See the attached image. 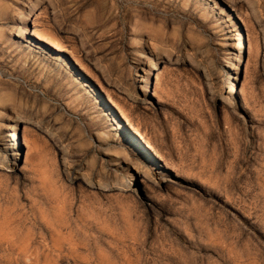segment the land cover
<instances>
[{"label":"rangeland","instance_id":"374dc122","mask_svg":"<svg viewBox=\"0 0 264 264\" xmlns=\"http://www.w3.org/2000/svg\"><path fill=\"white\" fill-rule=\"evenodd\" d=\"M1 162L0 264H264V0H0Z\"/></svg>","mask_w":264,"mask_h":264},{"label":"bare ground","instance_id":"6f19581e","mask_svg":"<svg viewBox=\"0 0 264 264\" xmlns=\"http://www.w3.org/2000/svg\"><path fill=\"white\" fill-rule=\"evenodd\" d=\"M16 25V24H15ZM25 34H28L29 37L33 38V40H35L37 43L38 46L44 48L45 50H47L48 52L51 53L52 55V58L53 59H56L62 66L63 70L65 72H69L68 71V67L66 65V63L64 61H62V54H71L73 55L72 53H70L68 51V49L66 48V46H64L58 39L52 37V35H49V34H46L44 32H41V31H37L35 29H32V30H28V29H24L21 28L19 30H17V34L15 35V37H18V36H22V35H25ZM241 34L239 33V35H237V40H236V46H235V50H236V62H235V65L237 63V66L233 69L234 71H237L239 70V65H240V53H241ZM41 44V45H40ZM43 45V46H42ZM45 46V47H44ZM24 48V47H23ZM49 48V49H48ZM51 50V51H50ZM19 51V50H18ZM53 51V52H52ZM61 58V59H60ZM66 61V60H65ZM75 62H77V66L79 68V72H83L84 74H86L87 76L91 77L90 76V72L88 71V69L81 63H79L76 59H75ZM68 63V62H67ZM154 71V70H153ZM158 72V71H157ZM70 73V72H69ZM158 77V75H157ZM92 78V77H91ZM145 80H146V90L143 91V96H144V100L147 99V96H146V92H147V87H148V76L145 77ZM74 82H76V79H73ZM78 83V82H77ZM231 86H232V82H231ZM155 91H154V94L153 96H155ZM236 94V90H234V88L232 87L231 88V91H229L227 93V97H222L220 98V102L221 104L223 105H226L228 103V105L230 106L231 105V96H235ZM128 97L129 99L133 100V96L129 93L128 94ZM107 98L109 99V101L113 104L114 108L117 106L115 103H114V100L111 99L110 95L107 94ZM140 103V102H139ZM141 104V103H140ZM117 110L119 111V113L122 114V110L118 107H116ZM232 109V108H231ZM105 113H106V110H103ZM109 112L110 114L114 115V112H112V110L109 109ZM108 115V114H107ZM122 116V119L125 120V122L127 123V126L130 127V129L132 130L133 134L131 133V135H135V136H138L140 137L142 140H144V138L142 137V135L138 132V129L133 127L131 123L128 122V119L127 117L124 115V113L121 115ZM118 129L115 128L113 129L115 132H119L120 129L124 128V126H122L120 124V122L118 123ZM13 128V131H14V135H13V138L11 139V142L14 143L15 142V139H16V127H17V123L15 122L12 126ZM108 135H111V131L108 130ZM109 141V140H108ZM144 144L146 145V147L152 151L153 153H155L156 151L154 150V148L152 147V145L150 144V142H146L144 141ZM16 145V144H15ZM133 150V151H132ZM146 150V148H145ZM16 150L14 149V153H13V156H14V159H16L17 155H16ZM131 151V152H130ZM135 151V152H134ZM135 153H138V151L136 149L133 148L132 146V143L130 144L129 142L126 144V146L124 147V149L121 148L120 152L119 153H116V160L115 159H112V161H115L116 163H119L120 162H123L125 163L126 166H130L131 168H133V170L137 173V174H140L141 172L144 173V175H147V173H149L150 169L149 167L144 164L143 162L139 161L136 154ZM130 155H133V159H131ZM135 156V157H134ZM131 162L132 164H128V162ZM3 164V165H2ZM5 163L1 162L0 163V166L4 167ZM8 168V167H7ZM134 173V172H133ZM108 175V174H107ZM133 174H129L128 176V180L132 177ZM126 179V178H125ZM148 179H151L152 180V177H148ZM91 180V179H90ZM87 182V180H86ZM82 183V182H81ZM153 183V182H152ZM89 184V183H88ZM87 184V185H88ZM99 184H103V183H99ZM124 185V184H123ZM113 187V186H112ZM124 187V186H123ZM96 188V187H94ZM98 188V187H97ZM100 188V186H99ZM120 188V187H119ZM126 188V187H125ZM100 191V190H99ZM124 192V191H123Z\"/></svg>","mask_w":264,"mask_h":264},{"label":"trees","instance_id":"16d2710c","mask_svg":"<svg viewBox=\"0 0 264 264\" xmlns=\"http://www.w3.org/2000/svg\"><path fill=\"white\" fill-rule=\"evenodd\" d=\"M70 63V62H69ZM71 65H72V63H71ZM73 66V65H72ZM74 67V66H73ZM130 132H128V134H129ZM130 137L134 140V141H136L138 144H139V142H138V140H136V138L133 136V135H131V133H130ZM140 146H141V144H139Z\"/></svg>","mask_w":264,"mask_h":264}]
</instances>
